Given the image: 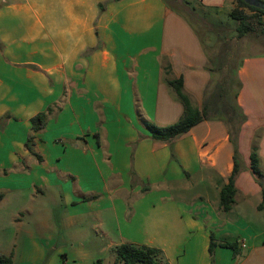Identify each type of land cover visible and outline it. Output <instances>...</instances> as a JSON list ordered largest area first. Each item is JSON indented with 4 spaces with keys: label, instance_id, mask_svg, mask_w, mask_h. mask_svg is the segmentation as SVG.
Masks as SVG:
<instances>
[{
    "label": "crops",
    "instance_id": "crops-1",
    "mask_svg": "<svg viewBox=\"0 0 264 264\" xmlns=\"http://www.w3.org/2000/svg\"><path fill=\"white\" fill-rule=\"evenodd\" d=\"M235 4L0 0V225L9 204L20 206L15 199L60 189L73 218L114 211L116 245L160 249L168 264H264V48L236 67L246 121L230 210L219 205L233 169L226 125L205 120L169 143L144 124L167 126L183 115L171 80L182 79L201 108L211 67L201 40L210 47L217 39L193 21L220 27L213 20L222 12L229 18ZM257 16L264 26V14ZM254 35L264 42V32ZM41 112L45 127L35 132L31 119ZM252 146L259 177L250 168ZM0 253L9 255L2 240Z\"/></svg>",
    "mask_w": 264,
    "mask_h": 264
},
{
    "label": "rangeland",
    "instance_id": "rangeland-1",
    "mask_svg": "<svg viewBox=\"0 0 264 264\" xmlns=\"http://www.w3.org/2000/svg\"><path fill=\"white\" fill-rule=\"evenodd\" d=\"M213 21L223 25L206 27V21L192 23L202 36L209 35L210 30L215 32L217 41L210 44L209 50L227 61L233 58L234 65L239 64L243 55L258 53L264 48L262 36L253 33L238 38L236 21L225 13L218 14ZM61 193L56 189L36 198L30 196L29 200L28 196L22 198L24 201L15 199L19 207H24L18 221L11 214L19 207L9 204V219L4 218L5 222L0 225V240L9 244V255L14 264H115V249L119 246L115 243L121 239L115 212L85 213L73 218ZM103 216L107 228L102 225Z\"/></svg>",
    "mask_w": 264,
    "mask_h": 264
},
{
    "label": "trees",
    "instance_id": "trees-1",
    "mask_svg": "<svg viewBox=\"0 0 264 264\" xmlns=\"http://www.w3.org/2000/svg\"><path fill=\"white\" fill-rule=\"evenodd\" d=\"M236 3L237 7L231 10L229 17L236 21L235 32L237 37L242 38L253 33L264 32V26L257 16L258 13L264 14V10L250 6L243 0H236ZM185 4L189 6L188 2H185ZM244 8L248 9L249 12H253V14H247ZM204 26H206V23ZM201 44L211 66L208 68L210 81L206 86L201 108L194 106L192 99L184 90L182 79L171 80L170 85L174 87L184 105L183 115L177 122L167 126H159L147 120H144V124L153 139L169 143H172L178 136L188 133L195 125L205 120H219L226 125L229 139L234 146L233 169L228 183L220 189L219 205L221 210L228 211L234 203L236 192L234 180L240 171L237 136L242 124L246 121V116L236 101L241 89V82L237 75V65L233 64V58L227 61L226 58H222V55L211 52L210 47H207L202 40ZM223 71L225 74L221 76ZM46 119V112L34 116L31 119L32 130L35 132L42 130L45 127ZM32 141L33 138L30 137L27 146L34 153L31 147ZM249 157L253 174L259 177L261 174L258 167L259 158L256 146H252ZM3 197V194H0V202ZM221 245L233 250L236 249L234 243L223 242ZM214 246L215 244L211 241L210 256L213 255ZM115 252L117 256L115 264H168L164 261L162 250L153 247L124 243L117 246ZM0 264H14L12 255L0 253Z\"/></svg>",
    "mask_w": 264,
    "mask_h": 264
},
{
    "label": "water",
    "instance_id": "water-1",
    "mask_svg": "<svg viewBox=\"0 0 264 264\" xmlns=\"http://www.w3.org/2000/svg\"><path fill=\"white\" fill-rule=\"evenodd\" d=\"M243 1L250 6H253L260 10H264V1L262 0H243Z\"/></svg>",
    "mask_w": 264,
    "mask_h": 264
},
{
    "label": "built area",
    "instance_id": "built-area-1",
    "mask_svg": "<svg viewBox=\"0 0 264 264\" xmlns=\"http://www.w3.org/2000/svg\"><path fill=\"white\" fill-rule=\"evenodd\" d=\"M242 246L244 247V244H242Z\"/></svg>",
    "mask_w": 264,
    "mask_h": 264
}]
</instances>
